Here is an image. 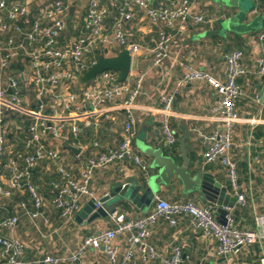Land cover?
Returning <instances> with one entry per match:
<instances>
[{"label": "crops", "instance_id": "obj_1", "mask_svg": "<svg viewBox=\"0 0 264 264\" xmlns=\"http://www.w3.org/2000/svg\"><path fill=\"white\" fill-rule=\"evenodd\" d=\"M53 1L55 0H7L8 7L26 3L28 11L24 17L14 21L5 20L6 11H0V20L7 25L6 32L0 33V46H3L8 38H12L16 43L20 41L22 33L31 29L33 21L39 18L47 4ZM61 1L67 7L64 14L66 28L60 33L56 45L63 49L71 47L78 38L89 36L84 27V18L90 0ZM253 1L258 6V12H264V0ZM103 2L109 10V15L104 19V27L111 33L112 18L122 1ZM190 2V14L201 15L205 20L195 23L192 18H188L184 31L179 30L180 21H176L172 28L160 25L166 32L171 33L173 41L169 57L159 66H153L151 53L158 31L149 24L143 10L137 6L131 7L133 18L123 23V29L127 41L138 45L139 52L130 54L131 68L126 78L133 82L140 74L145 73L142 90L133 104L135 123L132 145L135 154L146 164L147 169L143 171L130 158L116 160L104 168L94 169L88 185L95 198L99 199L117 186L126 183L144 184L156 170L150 168L153 158L140 149L142 144L161 150L164 155L171 156L177 164L183 165L180 140L186 136L184 141L186 156L189 159V172L192 175L198 171L211 174L217 182L227 188L228 194L236 199L222 164L219 161L207 163L204 160L209 136L222 128L220 118L212 112L218 99L216 90L204 80L191 81L182 86L177 83L184 73L185 66L205 70L214 78L225 80L226 55L238 51L242 54L240 63L245 73L237 80L242 92L235 104L238 120L232 129L229 157L236 164L237 192L243 195L244 201L235 200L234 206L225 210L233 218L237 229H255L256 217L264 216V76L257 74L255 65V59L260 52L257 35L264 29L246 34H213L219 29L218 23L226 11L220 9L215 0ZM150 3L153 6L165 5L168 0H152ZM42 25L48 26L50 21L44 19ZM15 26H19L22 33L17 32ZM123 49L126 47L112 45L107 48L96 44L84 55V60L89 64L102 57L115 56ZM69 63L70 61L67 62ZM0 73L6 86L8 79L17 82L20 99L18 109H10L5 115L3 113V123L0 125V134L5 130L4 139L7 140L0 154V185L6 186L10 163L14 162L18 168L23 167L25 157L33 151L27 145L30 140L29 126L37 120L38 93L41 86L35 84L30 59L23 53L10 61L9 66L0 70ZM115 73L118 78V73ZM94 79L82 83L78 77L61 81L56 87L43 85L44 117L51 125L59 122L62 129L59 130L58 136L48 132L40 138L46 149L57 153V159L38 161L33 167L35 170H31L30 182L41 199L39 217L32 219L20 208V203L24 202L28 210L35 211L32 197L27 190L15 192L10 198L0 195V219L17 218L12 230L3 229L0 231L1 235L18 239L24 244L21 256L24 264H39L47 255L61 258L77 252L87 236L113 230L117 223L148 214L155 204L156 197L169 202H193L198 206L210 208L215 206L204 202L195 192H184L181 183L173 179L169 185L161 186L151 205L144 209L122 201L107 217L91 221H88L87 217L78 221L77 214L92 199L84 196L80 200L79 211L70 218L61 217L51 203L50 183H60L64 180L58 172V167H63L70 175L78 177L89 159L96 158L108 149L117 148L122 140L126 115L120 102H111L103 108L93 109L82 100V90ZM10 93L11 90L8 89V94ZM69 94H73L77 99L76 105L71 109H65L61 101L54 99L55 96L64 97ZM166 95L173 96L167 115L168 126L175 138L173 144L166 142L161 123L162 98ZM7 99L0 102V111L3 110V105L8 103L9 98ZM73 126H76L77 132H73ZM69 146L77 151H71ZM113 213L115 218L112 217ZM176 220L175 225H170L164 218H159L151 226L149 243L156 251L155 259L146 261L138 252H134L128 264H163V260L172 255L174 247L180 248L182 259L189 264H264L261 262L264 257V242L250 243L236 255L221 257L215 254V239L204 236L201 230L196 229L190 217L178 216ZM128 236L129 233L118 234L114 239V244L118 247L119 261L123 259L127 249ZM81 257L89 264H109L103 249L87 248ZM0 264L4 262L0 260ZM60 264L72 263L63 261Z\"/></svg>", "mask_w": 264, "mask_h": 264}, {"label": "built area", "instance_id": "obj_2", "mask_svg": "<svg viewBox=\"0 0 264 264\" xmlns=\"http://www.w3.org/2000/svg\"><path fill=\"white\" fill-rule=\"evenodd\" d=\"M25 1L30 2L32 0ZM103 1H89V7L84 18V27L89 36L78 38L69 48L62 49L56 45L60 33L66 28L64 14L67 7L61 0L49 2L43 14L33 21L29 31L22 33L21 28L15 26V30L22 33L20 41L16 43L12 38H8L5 44L0 46V70L7 68L10 61L23 53L30 59L35 84L41 86L38 93L37 120L29 126L30 140L27 145L33 151L25 157L23 167L18 168L14 162L10 163L8 166L10 175L6 186L0 185V195L5 198H10L15 192L28 191L32 197L35 211L28 210L24 202L20 203V208L32 219H36L40 215L38 209L41 205V199L36 188L30 182L31 170L38 161L57 159V153L46 149L40 142V138L48 132L53 136H58L59 130L62 129V124L55 122L51 125L48 123V119L44 117L45 104L42 96L45 89L43 85L56 87L61 81L77 79L92 64L97 62L92 61L88 64L84 60V55L96 44H101L107 48L112 45L120 46V48L126 47L129 54L139 52L138 45L130 44L127 41L123 29V23L133 18L131 11L133 6L143 10L149 24L158 31L151 49L153 66H159L169 57L173 41L171 33L166 32L160 25L172 28L176 21H180L179 30L184 31L185 22L188 18H192L195 23L205 20L201 15L190 14V0H168L165 5L155 6L150 3L152 0H121L122 4L117 7L112 18V32L108 33L104 27V19L109 15V10ZM3 10L6 11L5 20L14 21L24 17L28 8L26 3L8 7L7 0H0V11ZM44 19L49 20L50 25L43 26L42 21ZM6 30V22L0 20V33H4ZM257 41L260 45V52L255 59L256 72L258 75L264 76V31L257 35ZM241 58L242 54L238 51L226 55V79L223 81L214 78L205 70L185 66L184 73L177 83L178 86H182L191 81L204 80L216 90L218 99L212 112L220 118L222 128L209 136V146L204 155V160L207 163L219 161L222 164L238 202H243L244 197L237 192L238 174L235 162L229 157V150L232 146L233 125L238 120L235 104L242 92L237 80L245 73V70L241 67ZM68 61H70L69 64H67ZM43 72H46V74ZM144 76L145 73H142L133 82L129 81L128 78L119 82L114 71H104L98 74L95 77L96 79L82 90L83 102L93 109L103 108L111 102L119 101L125 112L126 121L122 129V140L119 146L100 153L96 158L89 159L78 177H73L63 167H58V172L64 180L60 183H50L52 188L51 203L59 211L61 217L70 218L79 211L80 200L84 196L97 200L88 185V180L94 169L104 168L116 160L130 158L143 171H146V164L135 154L132 145L133 125L135 123L133 104L142 90ZM8 89L11 90L10 94H8ZM7 98H9L8 103L4 104L3 110L0 111V125L3 123V113L5 115L10 109H18L20 103L17 82L8 79L6 86L0 73V102L8 100ZM54 99L61 101L65 109H71L77 103V99L73 94L64 97L55 96ZM162 101V130L166 142L173 144L175 138L168 126L167 117L173 96H163ZM72 129L73 132H77L76 126H73ZM5 133V130H2L0 134V154L7 144V140L4 139ZM262 161L264 164V144L262 146ZM97 206L98 204H96ZM115 216V213H113L112 217L115 218ZM178 216L190 217V221L196 229L201 230L204 236L215 239L217 244L215 254L217 256L236 255L244 246L250 243L264 242L263 215L256 217L255 229L240 230L234 226L233 218L228 213L225 216V223L221 224L210 207L198 206L193 202H169L156 197L153 208L145 216L117 223L116 228L113 230H105L87 236L77 252L61 258L47 255L40 260L39 264H60L63 261L72 264H89L81 257L82 252L87 248L103 249L109 264H128L134 252H138L143 260H153L157 257V254L154 247L149 243L151 226L159 218H164L170 225H175ZM16 222V217L1 218L0 231L3 229L12 230ZM123 233H129L128 246L123 259L119 261L117 259L118 247L114 244V239L118 234ZM23 250L24 244L21 241L3 236L0 232V260L4 264H24L21 257ZM261 262L264 263V257ZM163 264L189 263L182 259L180 248L174 247L172 255L164 259Z\"/></svg>", "mask_w": 264, "mask_h": 264}, {"label": "water", "instance_id": "obj_3", "mask_svg": "<svg viewBox=\"0 0 264 264\" xmlns=\"http://www.w3.org/2000/svg\"><path fill=\"white\" fill-rule=\"evenodd\" d=\"M220 9L226 11L218 23L219 29L213 34L232 32L246 34L258 29H264V12H258V6L253 0H215ZM131 55L127 49L121 50L112 57H102L92 64L79 80L87 83L104 71H115L118 73L117 80L122 82L130 72ZM184 136L180 140L181 159L184 164H177L171 156L164 155L161 150L152 149L142 144L140 149L150 155L153 160L151 169L156 173L152 174L144 184L126 183L112 189L103 197L91 201L77 214L76 220L80 221L88 217V221L99 217H107L109 212L122 201L133 204L136 208L144 209L149 207L155 195L160 191L162 185H169L173 179H177L184 192H195L206 203L215 205L210 209L214 216L221 223H225V217L235 204V198L228 194L227 188L222 186L211 174L198 171L195 174L189 172V159L186 156ZM73 152L77 150L71 146ZM35 168L32 170L34 171ZM96 204L98 206L96 207Z\"/></svg>", "mask_w": 264, "mask_h": 264}]
</instances>
